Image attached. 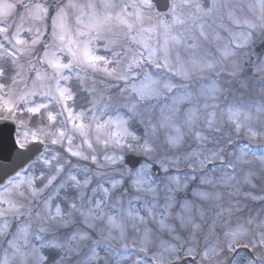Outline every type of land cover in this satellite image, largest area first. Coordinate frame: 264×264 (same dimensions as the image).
<instances>
[{
    "label": "snow or ice",
    "instance_id": "1",
    "mask_svg": "<svg viewBox=\"0 0 264 264\" xmlns=\"http://www.w3.org/2000/svg\"><path fill=\"white\" fill-rule=\"evenodd\" d=\"M0 264H264V0H0Z\"/></svg>",
    "mask_w": 264,
    "mask_h": 264
},
{
    "label": "rangeland",
    "instance_id": "2",
    "mask_svg": "<svg viewBox=\"0 0 264 264\" xmlns=\"http://www.w3.org/2000/svg\"><path fill=\"white\" fill-rule=\"evenodd\" d=\"M77 2H84V0H77ZM183 27H186V25L185 26H183ZM183 27H181V26H178L177 27V32H180V31H182L183 30ZM72 102L71 101H69V104H71ZM69 127H71V125H69ZM94 138V137H93ZM77 143H79V139L76 141ZM66 154V153H65ZM73 160H75V159H77V158H75V157H73L72 158Z\"/></svg>",
    "mask_w": 264,
    "mask_h": 264
},
{
    "label": "water",
    "instance_id": "3",
    "mask_svg": "<svg viewBox=\"0 0 264 264\" xmlns=\"http://www.w3.org/2000/svg\"><path fill=\"white\" fill-rule=\"evenodd\" d=\"M15 163V162H14Z\"/></svg>",
    "mask_w": 264,
    "mask_h": 264
}]
</instances>
